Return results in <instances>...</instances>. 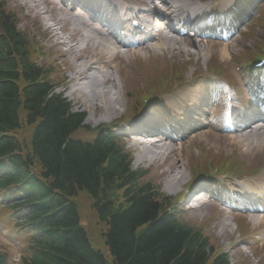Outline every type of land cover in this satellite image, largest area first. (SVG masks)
<instances>
[{
	"label": "trees",
	"instance_id": "1",
	"mask_svg": "<svg viewBox=\"0 0 264 264\" xmlns=\"http://www.w3.org/2000/svg\"><path fill=\"white\" fill-rule=\"evenodd\" d=\"M22 63L25 68L27 64L23 60ZM14 68L12 64L9 70ZM24 77L27 86L19 93L10 84L0 90V126L6 120L14 121L15 106L20 101L25 103L31 122L36 121L37 133L26 145L25 159L19 155L22 160L14 159L16 166L36 165L48 184L45 189L57 190V197L63 202L66 201L62 196L73 195L75 187H86L100 217L109 226L103 234L111 255L107 261L89 247L77 226L74 210L68 205L60 211L59 220L64 225L58 229H63L65 238L72 243L53 245L51 255L44 250L45 255L37 264H227L225 254H214L209 261L213 249L210 254L206 252V237L164 212L149 185L137 184L142 173L128 167L126 154L106 135L99 133L83 145L65 140L77 126L76 117L66 115L57 97L43 101L47 83L36 81L34 70ZM7 145L12 148V140ZM8 150L0 149V157L8 155ZM119 189L124 202L116 206L115 191Z\"/></svg>",
	"mask_w": 264,
	"mask_h": 264
},
{
	"label": "bare ground",
	"instance_id": "2",
	"mask_svg": "<svg viewBox=\"0 0 264 264\" xmlns=\"http://www.w3.org/2000/svg\"><path fill=\"white\" fill-rule=\"evenodd\" d=\"M146 7L149 6L151 3V0H145ZM226 5L224 4L220 9L225 8ZM152 7H149L148 10H145L142 13L143 22L146 26V28L151 31L150 35H152V46L153 52H160L161 54H166L170 52L171 54H174L176 50H185L186 46H191L195 49L199 57H205L209 55L210 48L204 49L202 45H200L199 41L197 40H191V44L188 43L189 38H183V37H177V36H171L168 33H166V29H162L160 23L152 24L150 20L151 15H157L154 10L151 9ZM120 8H117L119 10ZM186 10V5L184 0H168V4L166 5V11L168 12L165 14V17L174 19L175 17L179 16L181 13H183ZM63 13L68 15L67 18H64L62 23L63 26L67 23L71 24V28L73 30V35L68 37H60L58 41L56 42L57 46H65L67 48V51H70L74 53L77 51V55L73 58V61L70 64V67L73 69V74L71 76L72 80H78L81 82L82 80L87 79L88 82L83 83L81 87L75 88V91L78 94V98L82 101L83 104L86 106H90V108L93 110L94 114L100 113L105 120H110L113 117H115V114L119 111L120 106L122 103V97H121V89H124V84L121 85V79L120 75L118 74L119 69V63H113L115 58H121L123 62H126L130 58L134 59V56H140L145 57L147 55V52L145 51V48L148 49V46L145 48L135 49V50H123L120 51L119 47L111 42L110 40L106 39L104 35L102 34L101 30L99 28H90L88 24L83 23V28L87 27L86 30L81 32V28L76 26L78 25V21L75 17V15H72L69 10H67L65 7L61 9ZM210 13V10H206L202 13V18H205V16ZM199 20V17L196 16ZM164 19V18H163ZM52 21L54 24H58L60 22V19H57L56 16H53ZM47 29L50 30L52 33V36L56 37L57 32L56 28L52 24H47ZM167 30H169L172 34L178 35V33L173 30L169 25H167ZM193 29V28H191ZM221 25L214 26L212 30L209 32H206L205 34H213L217 31L221 30ZM80 34L79 37L82 40V43H86V46L84 49L78 53L77 42H73V36ZM157 38H161L160 40H157ZM232 44V40L229 41V45ZM227 45V46H229ZM227 46L223 45L218 49L219 55L222 59H228L227 56ZM79 48V47H78ZM113 71V72H112ZM98 73V77L94 75V73ZM112 74H115L117 80L115 77L111 76ZM245 96L242 95L238 97V101L243 104L246 102V99H244ZM185 100V102L181 105L179 103L180 100ZM244 99V100H243ZM243 100V101H242ZM165 107L167 110L173 114V115H180V114H187V117H190V121L192 124L202 123L200 120H204L205 118L196 115L191 116V114H197V112H206L207 114L214 113V109L211 107L206 111V109H202L196 105V97H185L184 94H176L170 98H167L165 100ZM96 120L93 117H89L86 119L87 122ZM202 125V124H200ZM192 126V125H191ZM191 128V127H190ZM188 128L187 130H189ZM251 135H246L248 132L244 130H240L238 134L242 136L241 139L237 140V144H244L248 141L249 144L252 141L256 142V146L260 145L258 147H262L264 145H261L262 142H259V140H264V130L262 132L259 131V127H253L252 128ZM184 134V136H189ZM194 132H191L188 141L194 143L202 138L204 135V132L201 131V133L193 134ZM253 135V139H252ZM189 143V142H188ZM177 144L178 147H170V145L166 146L167 149H171L168 152V156L173 159L176 155L178 156V162L180 164H183L184 161L181 160V151L185 149V151L188 153V148H190L189 144ZM137 148L140 150H143L144 153L137 154L136 156V163L140 161H154L155 160V154L156 150L149 148L145 144L136 143ZM159 147V146H155ZM149 156V157H148ZM168 158V157H167ZM259 180H262V178H259ZM185 174L183 170L181 169V166L177 169H174V171H171L169 175L167 176V179L165 180V186L166 191L169 193H173L176 188L179 186H182L185 184ZM238 187L234 186L233 191L231 192H237L238 193ZM248 188L252 191L249 194H246L245 196L241 197V200L253 203L255 199L261 198V203L264 204V198L261 197V194L264 190V184L260 182H254L253 184H248ZM239 194H242V192H239ZM217 199L220 198V195L217 194L215 196ZM221 200H226V198H221ZM252 211H256L255 208H252ZM254 222H258L257 219H252ZM260 220H264V215H260ZM226 221H223L222 224L224 225Z\"/></svg>",
	"mask_w": 264,
	"mask_h": 264
},
{
	"label": "rangeland",
	"instance_id": "3",
	"mask_svg": "<svg viewBox=\"0 0 264 264\" xmlns=\"http://www.w3.org/2000/svg\"><path fill=\"white\" fill-rule=\"evenodd\" d=\"M260 1V0H259ZM10 7H14L13 3H10ZM26 12V11H25ZM29 26L28 27H36V20H33L32 18L29 19L28 21ZM27 23L23 22V26H26ZM264 29V28H263ZM255 35L258 37L262 35V31L259 28L254 29ZM252 44V40H247L246 42H244V45H251ZM214 50L219 49V47H214ZM188 50V54L183 53L180 54L179 56L177 55L176 58L178 57V59L181 61L186 60L187 58L192 59V64L194 65H198L202 62H200L201 58L197 57L196 54L193 55L194 50L190 47H187ZM217 52V51H216ZM192 54V55H190ZM212 57V56H211ZM219 57V56H218ZM171 60V58H169ZM168 58L164 59H160L158 57L157 61L158 64L160 65L161 68H163L164 64L166 62H170ZM177 60V59H176ZM205 60V59H204ZM209 60H215V58H210ZM49 61H52L55 63V61L50 58ZM141 58H136L134 61H127L128 64L127 65H139L138 67H140L141 69H143L146 64L140 62ZM140 62V63H138ZM196 62V63H195ZM200 62V63H199ZM222 62V66L225 67L226 66V62L225 61H221ZM185 63V62H183ZM149 64V62H147V65ZM58 65V64H57ZM151 66V63L149 64ZM59 66V65H58ZM131 66V67H132ZM180 66V65H179ZM184 66V64H183ZM183 66H180L181 68ZM64 68L63 66H59V69ZM160 68V69H161ZM190 68V67H189ZM188 68V69H189ZM222 68V67H221ZM220 68V69H221ZM178 68H174V70H177ZM169 70V68H168ZM123 71V70H122ZM161 72L165 74V72H167L166 70H162ZM188 72L189 70H185V77L188 76ZM69 72H65L64 74H67ZM129 74H131V72H128ZM62 74V75H64ZM135 74L138 76H134L133 78H137V81L141 83V78L142 75L141 73L138 72V70L135 72ZM129 83V81H127L125 84L122 80V84H124V87L126 90L128 88L127 84ZM142 84V83H141ZM139 85H134L133 88L137 87ZM79 106V105H78ZM81 108V107H80ZM90 114V111L88 110L87 115ZM105 123V122H103ZM86 124L88 126H96L98 124L89 122ZM207 127H203L200 129V131L202 130H207ZM221 130V126H213L209 128V132H204V135L202 136V138L198 141L195 142V144L193 145V142H189L188 144L190 145V148H188V153L185 151V149H183L181 151V160L184 161L183 164H180L178 162V156H177V151H176V156L171 159V158H164L163 160H159L157 161V163H152L149 164L145 161H141V164L138 165L135 163V158H132V166L134 168H138V169H147L148 175L144 178V180H148L150 182H153L159 189V191H161L162 193H165L166 195L173 197L176 195V193L178 194V192H174V193H167L166 192V187H165V180L167 179V176L169 175V173L171 171H174V169H177L181 166V169L183 170L184 174H185V179L187 180L188 178H190V174H193V169L192 166L194 165L195 161L194 158L196 155L199 156H203L205 154V152H212V154L214 152H218V154L222 155H234L238 158V160L244 159L246 160L248 163L250 162V165H252V157L253 156H257V155H262L264 154V146L262 147H255L249 145L248 141L245 145L237 144L236 141L239 140V138H241L240 136L238 137L237 134H227V135H223V134H219V131ZM81 134V136L86 137L88 136L87 133L84 132H79ZM250 135V134H247ZM259 142L264 143V140H260ZM205 152H204V150ZM134 153H137L135 150ZM214 151V152H213ZM198 152V153H197ZM192 153H194L193 155H191ZM211 155V154H210ZM190 156V162H188V157ZM192 157V158H191ZM216 158H213L211 161H209L210 165L211 162H213V160H215ZM243 161V160H242ZM192 163V164H190ZM148 167V168H146ZM194 167V166H193ZM179 190V189H178ZM186 190H183V193ZM185 199L183 198L181 200V202H179L178 204H180V209H178V214H182L183 218L187 219V220H191L192 222H204L206 220L205 226L206 229L208 230V232L210 233V238L211 240L218 245L217 247L222 248L225 251H228L229 253H231L233 260L234 261H239L241 264H260L261 259H263V256H260L258 253L255 252V249L253 250V248H249L248 247V241H253L256 243H264V241L262 240H256V237H261L263 232H264V225H259V224H253V223H247L248 226L251 229H254L252 226H258L260 229V232H258L257 234L253 235L254 230L252 231L251 235L249 236L250 239H243L244 237L242 236L244 234V232H241L240 230V222L236 220L239 217H242V215H236V214H232V212L228 211L227 209L224 210L221 207H219L217 204V209L215 206H213L215 203H205L203 205H201L200 207H195L194 209H186L183 210V207L185 205ZM218 211V214H217ZM177 214V215H178ZM248 216V215H247ZM243 218V217H242ZM223 219H226V221L228 222L227 225H222V221ZM263 224V223H260ZM90 232V230H89ZM94 240H96L97 235L96 233H94L93 235ZM245 242L247 243L246 245ZM260 250L262 251L261 253H264V247L260 248ZM12 255L13 252L11 251ZM257 259H259V261H257ZM264 264V262L262 263Z\"/></svg>",
	"mask_w": 264,
	"mask_h": 264
}]
</instances>
